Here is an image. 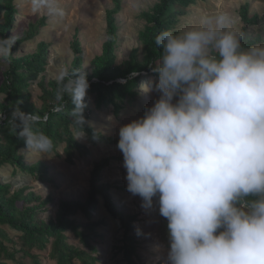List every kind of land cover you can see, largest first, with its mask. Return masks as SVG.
I'll use <instances>...</instances> for the list:
<instances>
[{
  "label": "clouds",
  "instance_id": "obj_1",
  "mask_svg": "<svg viewBox=\"0 0 264 264\" xmlns=\"http://www.w3.org/2000/svg\"><path fill=\"white\" fill-rule=\"evenodd\" d=\"M29 2L34 14L64 15L58 0ZM231 23L222 13L159 32L148 89L157 98L118 129L126 190L167 220L166 264H264V44L245 48ZM56 80L53 111L70 102L80 138L87 75L64 69ZM46 120L19 107L8 119L28 152L41 154L54 143L33 126Z\"/></svg>",
  "mask_w": 264,
  "mask_h": 264
},
{
  "label": "rangeland",
  "instance_id": "obj_2",
  "mask_svg": "<svg viewBox=\"0 0 264 264\" xmlns=\"http://www.w3.org/2000/svg\"><path fill=\"white\" fill-rule=\"evenodd\" d=\"M160 0H120L121 8L114 15L117 29L115 44V68L111 76L124 82L121 72L128 66L132 70L127 78L135 80L133 92L123 93L116 102L119 109H115L108 101H100L97 90L91 87V82H97L93 76V60L103 53L106 41V13L113 8L112 0H58V6L64 10L62 17H50L46 12L32 13L29 0H12L15 11L13 23L7 28H0V48H6L0 53V87L4 80V72L11 59L24 58L30 65L43 67L35 77L32 71L24 73L22 92L28 104L47 115L48 109L56 106L55 98L58 87L57 74L74 68L73 60L75 48H78L80 69L87 75L90 84L87 97V107L84 110L85 124L92 130L113 142H103L91 138L86 132L75 129L70 123L68 130L73 138L80 144L70 154L66 152V137L56 139L53 150L47 154L28 152L26 146L20 149L25 165H34L41 162L45 171L43 177L28 174L17 166L6 165L0 167V181L10 185V193L22 191L23 195L34 193L41 199L50 198L45 207L39 212V218L49 220L54 218L61 201H85L89 190L90 172L95 163L110 158L109 165L101 173V183L110 186L111 200L118 211L126 216H134L132 230L129 232L136 241V255L133 257L136 264H166V251L168 247L167 220L159 215L158 205L151 210L141 207V198L133 196L126 190V169L123 167L122 153L117 149L119 126L143 115L146 106L153 104L157 93L149 91V87L157 77L151 71L148 61L149 48L144 36L152 23L148 21L147 14ZM248 3V17L257 18L256 22L244 21L240 15L241 5ZM4 10L1 12L0 24L4 23ZM227 13L232 20L228 27L243 34L242 45L264 44V0H195L178 15L171 29L182 30L195 26L202 16H218ZM22 42L15 44L16 38H23L24 34H31ZM13 46V47H12ZM247 48V47H245ZM40 56L41 62L33 61ZM24 65L26 63H23ZM29 66V65H28ZM24 66V67H28ZM20 71H24L20 69ZM138 73L132 75V73ZM110 76V77H111ZM10 105L7 95L0 90V114L4 120L10 115L2 106ZM99 209L93 215L94 221L104 219L106 225L98 226L97 233L90 236V242L97 249L95 264H126L122 251L124 230L118 221L109 216L103 206V199L99 197ZM38 201H31L28 205H37ZM78 220L85 221L83 215ZM137 229L141 234L137 235ZM1 244L9 252H15L14 258L6 257L0 246V261L3 264H55L50 257L51 241L44 249H32V256L20 251L21 233L7 224H0ZM68 242L82 246L71 232H67ZM161 245V247H157ZM75 264H81L75 262Z\"/></svg>",
  "mask_w": 264,
  "mask_h": 264
},
{
  "label": "trees",
  "instance_id": "obj_3",
  "mask_svg": "<svg viewBox=\"0 0 264 264\" xmlns=\"http://www.w3.org/2000/svg\"><path fill=\"white\" fill-rule=\"evenodd\" d=\"M113 8L106 13V41L103 45V53L93 60V76L97 82H91V87L97 90V96L100 101H108L119 109L116 102L117 98H121L123 93L134 94L133 88L136 84L135 80L127 78V74L132 70L128 66L121 72L124 82L116 80L115 76H111L112 70L115 68V44L117 40V29L114 20V15L119 12L121 8L120 0H112ZM195 0H160L147 14V19L152 23V28H148L147 34L144 36L147 44L148 61L151 64L157 62L161 55V49L155 44V36L166 29H171L174 25L178 15L183 14L185 9L190 6ZM248 3H244L240 8V15L244 21L256 22L257 18L248 17ZM4 10V23L0 24V28L7 29L13 23L15 11L12 8V0H0V16ZM3 35V31H0ZM33 35L24 34L23 38H16L15 44L22 42L25 38ZM250 44L244 45L249 47ZM13 47V46H12ZM75 56L73 60L74 68L80 69V57L78 55V48H75ZM10 65L4 72V80L0 87L9 101L10 105L2 106L4 111H8L10 115L4 120L0 121V167L6 165L17 166L20 170L28 174H36L38 178L43 177L45 167L41 162L34 165H25L23 155L19 153L20 149L25 148L24 139L19 137L13 128V125L8 121L12 111L15 107H19L25 113H36L44 116L43 113L37 109L32 108L24 99L22 92V85L24 84V73L32 71V76L35 77L43 67L30 65L24 58L7 57ZM33 61L41 62L40 56L34 57ZM28 67H24L25 65ZM23 69L24 71H20ZM72 69V70H73ZM71 70V71H72ZM70 71V72H71ZM111 76V77H110ZM59 102H57L58 104ZM56 104V105H57ZM55 107V106H54ZM53 107V108H54ZM71 104L62 111H53V108L48 109L46 123L34 125V130L43 131L50 136L55 143L56 139L66 137V152L70 160V154L74 148H80V144L73 138L68 126L72 123L67 115ZM76 130L82 131L79 127L74 126ZM19 129H17V132ZM84 132L91 138L100 139L103 142H113L114 140L103 137L95 133L91 127L84 125ZM55 145V144H54ZM110 162V158H105L101 162L95 163L91 172L89 180V190L85 201H61L59 204L56 216L49 220L39 218V212L42 207H45L50 198L41 199L40 196H35L34 193L23 195L22 191L10 193V185L3 184L0 181V224H7L12 229L21 233L20 251L25 255L32 256V249H44L51 241L50 257L55 260V264H95L97 262V249L91 243L90 236L96 234L98 226L106 225L104 219H93V214L98 211L99 197L103 199V206L110 217L118 221L120 228L124 230V237L121 239L122 245L118 247L122 251L123 258L126 264H136L133 257L136 255V241L133 236L129 235L132 230V222L134 216H126L124 213L117 210L114 201L111 200L109 193L110 186L101 183V173ZM38 201L37 205L29 206L31 201ZM78 215H83L85 221L78 220ZM67 232H71L75 238L79 240L82 246H76L68 242ZM2 232H0V238ZM1 250L5 252L6 257L14 258L15 252H9L0 242ZM0 264L3 262L0 261ZM37 264V263H35Z\"/></svg>",
  "mask_w": 264,
  "mask_h": 264
}]
</instances>
